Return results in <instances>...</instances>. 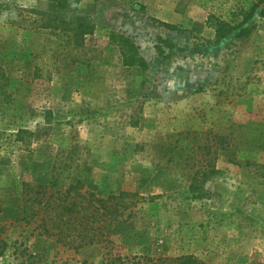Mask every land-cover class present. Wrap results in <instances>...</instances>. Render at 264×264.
Masks as SVG:
<instances>
[{
    "label": "rangeland",
    "instance_id": "obj_1",
    "mask_svg": "<svg viewBox=\"0 0 264 264\" xmlns=\"http://www.w3.org/2000/svg\"><path fill=\"white\" fill-rule=\"evenodd\" d=\"M240 2L0 0V202L14 180L89 167L87 191L134 193L131 228L111 236L127 255L168 240L206 264H264V2L239 26ZM217 21L233 27L221 39ZM122 37L147 69L122 65ZM21 215L0 207V264H101V247H75L80 228L57 240L42 210Z\"/></svg>",
    "mask_w": 264,
    "mask_h": 264
},
{
    "label": "trees",
    "instance_id": "obj_2",
    "mask_svg": "<svg viewBox=\"0 0 264 264\" xmlns=\"http://www.w3.org/2000/svg\"><path fill=\"white\" fill-rule=\"evenodd\" d=\"M60 8H68L77 6L79 0H53ZM264 0H241L240 14L243 16L239 26L245 24L251 19L257 8ZM249 21V20H248ZM215 34L217 39L224 38L226 34L231 32L230 25L223 21H217ZM223 25L225 27H223ZM42 27H50L49 24H43ZM168 26V25H167ZM80 32L86 34L88 32L87 25L78 24ZM91 32V31H90ZM123 46L120 49L122 65L126 67L137 66L147 69L145 58L139 53L138 47L133 41L122 37ZM229 135L215 134L214 138L222 151H228L227 138ZM226 144L225 146L223 144ZM233 163H237L231 159ZM89 167L84 168V174L80 172L78 176L57 177L52 184H31L24 181H13V195L4 202H0L3 211L21 214L16 217L18 221L32 223V220L42 210L38 228L39 234L43 233L48 236H59L57 240L65 238L66 231L78 230L76 248L88 245L99 246L103 249L101 264H206L202 259L195 256L193 252H189L183 247H178V252L168 253L169 242L164 240L162 243V251L157 256L149 255H127L124 250L125 246L116 244L111 236L120 233L124 225L127 224L131 217V211L124 216L126 210L134 203H126L125 198L134 196V193L128 191H120L118 194H108L106 196H98L91 191L85 189L88 182ZM83 175V176H82ZM66 187L63 189V186ZM84 187V191H82ZM57 231H53V229ZM65 234V235H64ZM7 247V243L0 239V256ZM254 259L249 264H253Z\"/></svg>",
    "mask_w": 264,
    "mask_h": 264
}]
</instances>
